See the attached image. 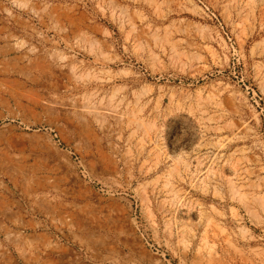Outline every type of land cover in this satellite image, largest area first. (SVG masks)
I'll return each instance as SVG.
<instances>
[{
	"label": "rangeland",
	"instance_id": "rangeland-1",
	"mask_svg": "<svg viewBox=\"0 0 264 264\" xmlns=\"http://www.w3.org/2000/svg\"><path fill=\"white\" fill-rule=\"evenodd\" d=\"M12 119L0 264H264V0H0Z\"/></svg>",
	"mask_w": 264,
	"mask_h": 264
},
{
	"label": "bare ground",
	"instance_id": "bare-ground-1",
	"mask_svg": "<svg viewBox=\"0 0 264 264\" xmlns=\"http://www.w3.org/2000/svg\"><path fill=\"white\" fill-rule=\"evenodd\" d=\"M89 108V107H88ZM98 108V107H97ZM85 109V108H84ZM102 109V108H101ZM100 109V110H101ZM88 110V109H87ZM86 110V111H87ZM98 109V111H100ZM116 110V109H115ZM101 113V112H100ZM111 113V112H109ZM108 113V116L110 115ZM113 114V113H112ZM98 115V114H97ZM102 115V114H101ZM106 115V114H105ZM114 115V114H113ZM118 114H116L117 116ZM95 116V115H94ZM101 118V117H100ZM104 118V117H102ZM105 120V119H103ZM1 122V120H0ZM26 131H30V127L23 128L19 125H17V122L15 119H12L11 122L7 123L4 122L2 125H0V140L4 141L6 143H14L15 141H18L20 138H22L26 133ZM41 138V137H40ZM39 138V139H40ZM44 144V143H43ZM42 144V145H43ZM18 181H15L14 184L17 185ZM32 186V185H31ZM46 198V197H45ZM42 202V201H41Z\"/></svg>",
	"mask_w": 264,
	"mask_h": 264
}]
</instances>
